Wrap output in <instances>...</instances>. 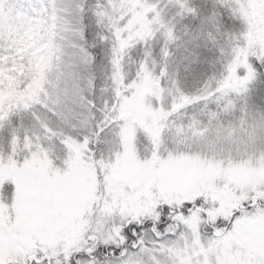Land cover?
Instances as JSON below:
<instances>
[{
	"label": "snow or ice",
	"instance_id": "6c2138e0",
	"mask_svg": "<svg viewBox=\"0 0 264 264\" xmlns=\"http://www.w3.org/2000/svg\"><path fill=\"white\" fill-rule=\"evenodd\" d=\"M253 9L0 0V264H264Z\"/></svg>",
	"mask_w": 264,
	"mask_h": 264
},
{
	"label": "rangeland",
	"instance_id": "374dc122",
	"mask_svg": "<svg viewBox=\"0 0 264 264\" xmlns=\"http://www.w3.org/2000/svg\"><path fill=\"white\" fill-rule=\"evenodd\" d=\"M251 15L253 17V20H254L255 24L258 27V31L261 34H264V13H262L259 10L253 9ZM13 88H14L13 84L11 83V81H9L8 84H7L6 90L14 91Z\"/></svg>",
	"mask_w": 264,
	"mask_h": 264
},
{
	"label": "trees",
	"instance_id": "16d2710c",
	"mask_svg": "<svg viewBox=\"0 0 264 264\" xmlns=\"http://www.w3.org/2000/svg\"><path fill=\"white\" fill-rule=\"evenodd\" d=\"M13 90H14V88H13Z\"/></svg>",
	"mask_w": 264,
	"mask_h": 264
}]
</instances>
